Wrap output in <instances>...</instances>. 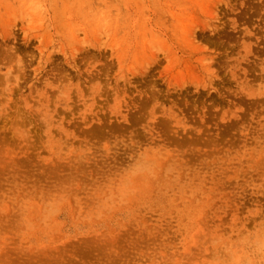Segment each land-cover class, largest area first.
<instances>
[{"label":"rangeland","instance_id":"374dc122","mask_svg":"<svg viewBox=\"0 0 264 264\" xmlns=\"http://www.w3.org/2000/svg\"><path fill=\"white\" fill-rule=\"evenodd\" d=\"M0 264H264V0H0Z\"/></svg>","mask_w":264,"mask_h":264}]
</instances>
